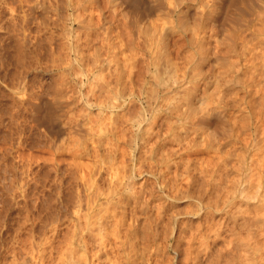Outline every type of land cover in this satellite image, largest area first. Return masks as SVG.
Masks as SVG:
<instances>
[{"label":"rangeland","instance_id":"obj_1","mask_svg":"<svg viewBox=\"0 0 264 264\" xmlns=\"http://www.w3.org/2000/svg\"><path fill=\"white\" fill-rule=\"evenodd\" d=\"M240 2L245 5L248 3L250 9L244 5L246 13L248 10L246 15L244 10L235 13V10L229 9L233 15L240 14L238 19L244 18V15L247 18V15L257 11V0L254 1L256 5L252 1ZM25 12L26 0H0V62L3 61V65L0 63V146L2 144L1 147H5L6 153H3V148L0 149V264H13V260L14 264H186V256L183 255L198 244L197 238H192L193 231L200 233L205 229V224L212 227L223 225V215L229 211L228 206L233 210L237 206L243 208L253 204V198L238 193L236 188L238 182L235 179L240 175L236 168L239 161L235 152H245L246 149L237 142L235 144L229 137L232 122L247 118V109L241 99L246 94L245 88L233 81L227 82L230 77L222 72L228 66V60L237 57L236 50L230 45L234 37L230 36L233 23L229 19L231 14L221 16L222 31L217 36L210 37V46L218 42L223 51L214 58L211 66L203 65L202 70L208 82L195 88L193 109L186 110V105V108L181 105L183 108L167 114L161 110L163 116H168V122L162 124L163 132L166 133V140L160 142L163 147L157 145L155 151L151 152V157L148 156L149 151L144 153L146 157L140 171H136L135 166L130 168L127 165L130 168L127 170L134 174L131 178L134 190L123 182L116 181L118 184H113L115 190L112 191L111 187L106 189L108 174L105 167L110 159L107 157L106 141L111 132L110 123L114 111L110 101L108 102L111 93L104 88V81L109 78L108 72L112 66L108 54L112 49L105 47V43L99 45L101 41L98 38L102 36H92L90 43L83 38L80 41L88 44L84 49L85 57L76 59L72 50L62 47L70 36L59 34L60 25L53 27L56 31H52L58 35H46V38L45 34H37V37V29L42 27V24H37L40 18L27 19ZM36 37L43 41L36 40ZM111 37L114 39V36ZM177 37L172 36L174 39ZM228 46L231 47L230 50H227ZM98 55V59H95ZM226 73L231 75L229 71ZM89 77L92 82H86ZM59 79L65 80L64 83ZM234 90L237 93H233ZM32 91L43 95L39 108L40 115L45 118L42 127L34 124L27 105L26 95ZM225 91L228 94L219 101L217 94ZM224 99L226 104L222 102ZM131 104L133 107H129ZM131 104L128 105L131 110L138 106L137 101H132ZM212 105L223 108L224 112L220 116L216 115L210 125L199 119L197 122V115L205 107ZM200 107L203 109L200 110ZM51 111L53 120L64 127L57 140L54 155V149L49 146V140L43 131V128L50 125ZM12 113L15 114L14 120ZM191 114L194 116L192 119ZM236 116L239 119H235ZM168 124L170 126L167 128ZM259 130L248 131L253 132L252 137L257 133L254 139L260 140ZM9 133H14L15 136ZM258 143H264V139L255 146L260 145ZM133 145L136 146L134 142ZM261 147L264 148V145L261 144ZM230 148L234 152L226 153L231 162L227 171L220 167L221 164L213 163V160L220 161L221 154L222 157L225 156L224 149ZM136 149L135 153L139 152ZM245 153L247 157L248 152ZM225 173L227 176H224ZM88 178H95L97 181L93 179L95 183L87 187ZM226 180L227 183H224ZM229 181L231 182L228 183ZM226 186H231L234 190L233 197L231 192L227 198L229 192H226ZM252 188L250 187L251 190ZM113 193L117 195L116 200L119 202L116 201L115 205L118 227L113 228L118 235H114L112 226L108 225L111 220L107 224L103 222L106 218L101 220L106 224L105 237L107 236L111 245L108 256L101 253L97 261L94 254L101 249L98 238H95L99 237L98 218L94 217L99 208L98 213L101 215L99 213L97 216L104 218V213L108 214L111 208L108 198L115 201ZM229 199L233 203L228 202ZM103 206L110 208L104 212L106 209ZM94 219L97 228L93 226ZM222 242L221 239L216 244L220 246L223 245ZM70 249L78 262L67 259ZM110 256L115 258L113 262L109 261ZM217 256L215 253L210 256L213 261L215 259V263L210 258L209 261L202 260L200 264H222L221 257Z\"/></svg>","mask_w":264,"mask_h":264},{"label":"bare ground","instance_id":"obj_2","mask_svg":"<svg viewBox=\"0 0 264 264\" xmlns=\"http://www.w3.org/2000/svg\"><path fill=\"white\" fill-rule=\"evenodd\" d=\"M240 1L241 0H26L25 13L27 19L33 18L34 20L40 18L39 22H37V20H35V22H37V24H42L43 27H38L37 33L35 32L36 36L37 34L38 36H42L43 34H45L44 36L58 35L56 33L53 34V32L56 31L53 27L60 25L61 31L58 30L59 34L70 36L66 38L67 40L64 41L62 47L72 50L76 59L80 56L85 57L84 49L86 46L88 47V44L80 41L83 38H86L90 43L92 36H102L98 38L99 41H101L99 45L105 43V47L112 49L108 52L112 66L108 72L109 78L104 81L105 90L111 93L108 102L110 101V105L113 107L114 111L113 119L110 123L111 132L110 135H107L108 138L106 141L107 157L110 158L108 159L107 167H105V171H107L108 174L107 190L111 187L112 191H114L113 184H118L115 183L116 181L123 182L125 186L132 189L133 183L131 178L134 174L127 169L135 166L134 169L140 171L142 162L146 157L144 153L149 151L150 155L148 156L151 157V152L155 151V147H158L157 145H161V143L166 140V133L163 132L162 124L168 122V116H163L161 110H164L167 114L173 110L178 111L180 108L185 107L184 105L187 107L186 110L193 109L192 105L195 98L194 90L197 89L196 87L198 85L208 82L204 75V70H202L203 65L209 64L211 66L214 58L219 56L220 51H223L222 48L219 47L220 45L218 42L210 46V37L217 36L218 33L222 31L221 27H223V24L220 22L222 15H233L230 10H235V13L236 11L238 13L240 11L244 12L246 10V5L247 9H250L248 3L245 5ZM243 1H252L254 4L256 3L254 2L255 0ZM257 1V3H259L256 7L257 11H255V13L252 12V15L250 13L251 16L247 15L249 17L246 16L247 18H245V15L248 14V10L247 13L245 11L244 18L240 17L241 21L239 20L240 18L238 19L240 14L237 15L238 17L233 15V19H231V15H229V19L233 21V23L231 22L232 27L229 26L232 28L230 36H234L230 45L233 50H236L237 57L235 59H229L227 63L228 66L222 71L225 73V76L229 75L230 77L227 82L233 81V83L239 84V87L245 88L246 91L245 96L241 99L242 102L245 103L243 106L247 109V118L239 119L237 116L235 119L239 120H234L233 118V126L230 128V133H228L235 144L236 142L237 144L239 143L240 147H243L244 150L246 149L245 152H248L247 157L245 156V152L240 150L235 152L239 161V163L236 164L238 166L235 167L240 175L239 177L237 176L238 179L235 180L238 182L236 187L238 193H243L247 198H253V204L251 206L248 204L243 208L234 205L236 208L233 210H231V206H228L229 211L223 215V225L218 224L219 222L217 223L218 225L216 224L217 226L213 227L209 224H205L207 228H203L204 230L200 233H194L193 231L191 234L192 238H197L198 244L194 242L197 244L194 249L186 248L189 249L188 252L184 249L185 252L188 253L187 255L186 253L183 255V257L186 256V261L184 258L181 259H183L186 264H200L202 260L206 261V259L209 261L213 253L221 257L222 264H264V148L261 147V144L264 145V143H258L260 145L255 146L257 142H261V140L264 139V0ZM253 3H251V5ZM252 10L254 11V9ZM63 11L66 13H63ZM224 30L225 29H223V31ZM111 36H114V39ZM172 36L178 37L174 39ZM36 40L40 41L42 39L39 37V39L37 38ZM174 43H176L175 46ZM231 47L228 46L227 50H230L229 48ZM227 50H225V52ZM98 57L99 55L95 56V59H98ZM1 62L3 61L1 60ZM226 71L231 72V75L226 73ZM62 79H59V81L61 83L63 81L64 83L65 80ZM88 80L92 82L90 77L86 82H89ZM81 81L84 82L83 79ZM229 88L231 89V87ZM236 91L237 90H234L233 93H237ZM226 92L227 91H225V93ZM225 93L217 94L219 101L221 98H224V95L228 94ZM41 94L40 92L35 93L32 91L28 92L26 95L27 105L32 114L31 118L36 126H41L45 120L39 112V108L41 107L40 100L43 98ZM132 101H137L138 106L135 105L136 108L131 110L129 107L132 106ZM222 102L226 104L224 103L226 102L225 99ZM129 103L131 105L128 107ZM163 104H165L164 109L162 107ZM201 109H203V107H200V110ZM195 110L199 109L195 108ZM193 112L191 111V113ZM197 112H195V116ZM223 112V108L216 105L207 106L205 110H202V112L197 115L198 118H196V120H202L206 125H210L214 117ZM13 113L11 117L14 120L13 116H15V114L13 115ZM51 113L52 111L49 114L51 117V121L49 122L50 125L43 128V131L49 140V146L54 149L52 152L54 155L57 148V140L62 134L61 130L64 129V127L60 125L59 122L53 120ZM185 113L187 112L185 111ZM193 117L194 116L191 114L190 118L192 119ZM159 118H161L160 121ZM168 126L170 125L168 124L167 128ZM258 129H260L259 134L261 137L259 136L260 140L259 138L255 140L254 137L257 133L252 137L253 132L248 130L256 131ZM133 142L136 146L133 145ZM14 145L16 146V144ZM1 146L0 149L3 148ZM8 147L12 148L10 146ZM4 148L3 153L6 154ZM135 149L139 152L135 153ZM1 151L2 150H0V152ZM230 151L234 152L231 148L229 150L224 149L225 158L222 157L221 154L220 161L213 160V163L221 164L223 167H220L228 171V166L231 162H229L228 157H226V153ZM13 153H15L14 150ZM218 157L219 156H217V158ZM130 162L132 164H130ZM127 165L131 167L128 168ZM227 174L225 173L224 176H227ZM89 179L90 178H88V180ZM93 179L89 180L87 187L95 183ZM225 179L229 180L227 177ZM95 180L97 181V179ZM227 180L224 183H227ZM230 182L231 181L228 183ZM246 183L249 184V186ZM234 185L236 186V183H234ZM97 188L99 189L98 186ZM227 188L226 186V189ZM106 189L105 191H107ZM233 191L231 186H229L226 190L229 194L225 191L223 192H225L227 198H229L231 192V196L233 195ZM92 192H95V190ZM110 194L111 193H109V196ZM115 194V201L109 198V203L108 201H104L111 205V208L108 206L107 209L103 206V208L106 209L104 212H107L108 208H110L108 214L104 213V218L97 216L101 208L97 209V212L95 211L97 217L95 216L94 218L98 219H94L93 226L97 221V224H99V226H97L99 237L95 236V238H98L97 242L100 244L99 248L101 249L99 252L95 251L94 257L97 261L101 253H104L106 257L108 256V249L111 245H109L107 236L105 237L106 228L104 225H106V222L109 220H111V223H108V225L112 226V229L118 224V219H115V205L119 202L116 200L117 195L115 196ZM112 197L111 195V198ZM232 201L229 199L228 202L233 203ZM88 205L90 206V204ZM228 205H230V203ZM83 216L84 214L82 213V217ZM105 218L106 221H103L102 219ZM99 219L100 222L98 221ZM89 220L87 219V221ZM101 220L106 224L102 223ZM210 222L212 223V221ZM132 223L136 224L135 222ZM89 224L88 226H90ZM214 224L215 223H213V225ZM95 227H92L94 231L96 230L94 229ZM113 230L112 233L117 236V230ZM49 236L51 237V235ZM221 239L223 245L219 246L216 242ZM13 248L15 249V247ZM13 248H11V250ZM111 256L109 261L113 262L112 260L115 258L112 259L113 256ZM66 257L67 259L69 258L68 260H73L74 263L75 261L78 262V260L74 258L75 256L72 249L69 250ZM210 260L213 261L212 258ZM213 262L215 263V259ZM12 263L14 264V260ZM206 263L207 262H205V264Z\"/></svg>","mask_w":264,"mask_h":264}]
</instances>
